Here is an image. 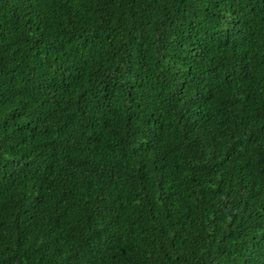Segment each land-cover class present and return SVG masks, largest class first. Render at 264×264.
Here are the masks:
<instances>
[{
	"label": "trees",
	"instance_id": "16d2710c",
	"mask_svg": "<svg viewBox=\"0 0 264 264\" xmlns=\"http://www.w3.org/2000/svg\"><path fill=\"white\" fill-rule=\"evenodd\" d=\"M0 264H264V0H0Z\"/></svg>",
	"mask_w": 264,
	"mask_h": 264
}]
</instances>
